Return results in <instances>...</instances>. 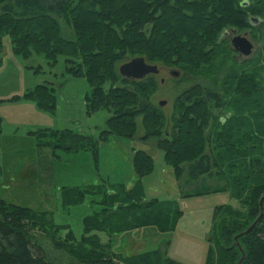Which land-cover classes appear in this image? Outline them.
Returning a JSON list of instances; mask_svg holds the SVG:
<instances>
[{
	"label": "trees",
	"instance_id": "1",
	"mask_svg": "<svg viewBox=\"0 0 264 264\" xmlns=\"http://www.w3.org/2000/svg\"><path fill=\"white\" fill-rule=\"evenodd\" d=\"M251 13L261 18L255 26L259 28L264 24V0H249L248 5L246 0H0V47L1 36L9 34L14 51L25 57L41 53L53 64L64 56L67 71L86 77L91 85L88 111L106 107L111 112L103 137L135 138L141 118V140L157 137L181 187L196 188L184 196L228 191L246 208L227 203L217 207L215 232L220 236L212 242L207 264H237L242 249L240 264H264V80L259 75L264 50L255 54V61L248 58L252 62L247 68L235 60L223 72L228 59L217 67L224 45L232 51L223 32L228 27L250 28ZM136 56L153 64L180 65L213 83L210 88L197 81L177 98L170 135L164 130L165 116L150 100L156 74L141 80L119 75L117 64ZM24 96L54 108L56 85L39 83ZM46 131L40 133L41 144L76 149L75 143H64L61 131ZM133 163L138 179L132 187L101 181L65 190V204L88 196L99 206L85 218L80 240L72 232L62 237L51 212L14 204L0 194V264H44V250L33 245L36 229L72 257L67 264H185L169 257L165 246L118 259L96 233L120 234L151 225L166 232L175 229L182 216L174 201L146 198L140 178L151 173L152 156L138 149ZM204 177L220 182L213 186L203 180L204 186H197Z\"/></svg>",
	"mask_w": 264,
	"mask_h": 264
},
{
	"label": "rangeland",
	"instance_id": "2",
	"mask_svg": "<svg viewBox=\"0 0 264 264\" xmlns=\"http://www.w3.org/2000/svg\"><path fill=\"white\" fill-rule=\"evenodd\" d=\"M251 1L256 3L257 0ZM263 25L254 29L255 54L264 50ZM223 48V56L221 59L217 58V67L221 68L222 63L228 59L227 66L222 67L224 72L227 67L235 65V60L226 44ZM255 54L252 61H255ZM261 56L263 55L259 57ZM130 59L117 64L121 78L126 76L121 74L119 68ZM251 60L246 59L239 67H249ZM157 65L160 72L154 77L156 85L150 100L165 116L167 124L164 130L170 135L177 98L197 81L210 88L213 83H208L209 78H203L202 74L186 72L180 65ZM149 75L151 74L147 76ZM259 75V79L264 80V70ZM43 82L56 85L57 100L54 108H43L36 100L24 96L28 89ZM221 84L220 81L219 85ZM91 93L92 88L86 77H75L67 71L64 56H59L53 64L45 54L33 52L25 57L14 51L9 34L1 36V196L9 202L35 211L51 212L55 224L62 227V237L72 232L73 237L80 240L84 234L85 218L97 211L99 206L92 204L88 196L79 203L65 204V190L101 181L109 185L132 187L138 179L133 157L138 149H142L153 158L151 173L140 178L146 198L172 200L177 204L183 213L175 229L163 232L151 225L120 234L105 231L96 233L104 244L112 247L118 259L149 253L165 246L167 255L176 261L207 264L212 242L220 236L215 232L216 222L220 221L216 218L217 207L227 203L232 208L244 211L246 208L228 191H201L184 196L183 192L188 193L196 188L181 187L173 166L166 161L164 151L158 146L157 137L141 140L144 135L141 118L138 120L139 129L135 138L120 134L103 137L101 133L108 127L111 112L106 107L89 112L86 101ZM162 100L165 101L164 104H160ZM221 113V116L224 115ZM43 130H47V134L51 130L61 131L59 137L63 136L66 144L75 143L76 149L69 151L41 144L40 133ZM203 180L207 182L206 185L213 186L220 182L216 177H204L196 185L204 186ZM222 226L224 225H219ZM32 233L33 245L44 250V264H67L72 261V257L64 250L55 248L51 239L42 231L36 229ZM209 238H213L212 241Z\"/></svg>",
	"mask_w": 264,
	"mask_h": 264
},
{
	"label": "water",
	"instance_id": "3",
	"mask_svg": "<svg viewBox=\"0 0 264 264\" xmlns=\"http://www.w3.org/2000/svg\"><path fill=\"white\" fill-rule=\"evenodd\" d=\"M260 20L261 19L258 17L253 18V21L255 22V24L259 23ZM233 41H234L236 50H240L242 53L246 55L252 52L253 45L249 41V39H247V37L238 35ZM119 69L122 75L129 77V78H135V79H141V78L146 77L148 74H152V73L157 74L159 72L158 65L147 62L143 56H136V57L131 58L130 60L124 62L120 66ZM164 103H165L164 100L160 101V104H164ZM262 213H263V200H261V215ZM256 221L245 232H248L251 228H253ZM245 232H242V234ZM237 239L238 237L236 236V240ZM237 244L241 248V245L239 244L238 241H237ZM242 252H243V256L237 264H240L242 259L244 258L243 249H242Z\"/></svg>",
	"mask_w": 264,
	"mask_h": 264
},
{
	"label": "flooded vegetation",
	"instance_id": "4",
	"mask_svg": "<svg viewBox=\"0 0 264 264\" xmlns=\"http://www.w3.org/2000/svg\"><path fill=\"white\" fill-rule=\"evenodd\" d=\"M246 1H247L246 5H248L249 4V0H246ZM249 16H250V23H251V27L250 28L238 29V28H235V27H228V28L225 29V31L222 34V37L226 40V42L228 43V45L230 46V48H231V50L233 52L234 60L239 61V62H244L246 59L252 58L253 55L255 54L256 46H255L254 29H255V26H257L261 22V20H260L259 23L255 24V22L253 21V18H255V17L260 18V17L256 16L255 13H251V14H249ZM238 35L247 37V39H249V41L252 43L253 50H252V52L250 54L246 55V54L242 53L240 50H236L233 40ZM159 72H160V69H159ZM162 81H163V79H162Z\"/></svg>",
	"mask_w": 264,
	"mask_h": 264
}]
</instances>
